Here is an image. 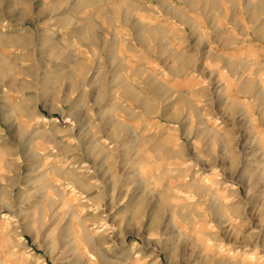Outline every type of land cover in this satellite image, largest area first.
Wrapping results in <instances>:
<instances>
[{"label":"rangeland","instance_id":"1","mask_svg":"<svg viewBox=\"0 0 264 264\" xmlns=\"http://www.w3.org/2000/svg\"><path fill=\"white\" fill-rule=\"evenodd\" d=\"M0 264H264V0H0Z\"/></svg>","mask_w":264,"mask_h":264},{"label":"bare ground","instance_id":"2","mask_svg":"<svg viewBox=\"0 0 264 264\" xmlns=\"http://www.w3.org/2000/svg\"><path fill=\"white\" fill-rule=\"evenodd\" d=\"M21 38V37H20ZM25 39L24 38H21V41H24ZM182 207V206H181ZM234 208V207H233ZM237 208V207H236Z\"/></svg>","mask_w":264,"mask_h":264}]
</instances>
